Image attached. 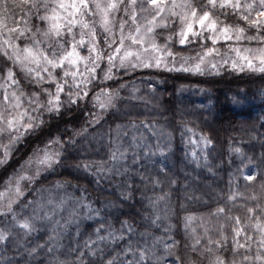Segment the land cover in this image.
Listing matches in <instances>:
<instances>
[{
  "label": "snow or ice",
  "instance_id": "6c2138e0",
  "mask_svg": "<svg viewBox=\"0 0 264 264\" xmlns=\"http://www.w3.org/2000/svg\"><path fill=\"white\" fill-rule=\"evenodd\" d=\"M17 12L21 13L19 21L15 19ZM121 12L123 18L117 22L116 16ZM9 19L11 26L7 23ZM177 20L179 31L176 35L180 45L187 46L201 39L211 40L213 45L201 44V50L195 55L181 57L178 67L177 54L168 44L172 37H167L163 45L156 42L157 30L168 28L170 22L175 24ZM97 24L105 34L104 47L97 40ZM253 29L256 35H246ZM220 38L234 39L237 43L256 41L259 45L256 48L231 47L235 56L225 57L222 63H230L234 70L248 68L264 73V0H0V167L8 164L19 144L29 137H35L37 141L28 159L0 188V224L3 225L0 227V245L7 250L8 245L16 243L17 250L25 248L28 255L33 256L37 248L29 250L26 243L33 233L39 232L44 225H52L53 235L49 240L55 243L70 225H79L83 208L87 209L84 219H100L94 233L96 239L89 237L83 245L78 244L72 250L77 264H196L181 253V241L174 236L170 235L166 241L156 239L148 243L145 233L141 234L143 243L137 242L133 246L136 230L127 220L118 221L120 228L116 229L106 223L102 209L92 208L83 195L65 194L58 198L44 195L66 189L67 185L59 182L51 188L39 185L45 173L63 166L66 153L95 139L89 129L101 125L104 114L119 113L120 106L133 99L145 104L150 102L136 96L138 89L135 86L129 96L121 94L127 89L125 83L119 82L121 70L127 75L138 68L163 67L168 72L203 75L207 65L208 71L218 72L217 63L208 57L218 54L214 46ZM84 50L87 55L82 54ZM102 64L104 68H101ZM107 81L118 83V87L109 86ZM155 93L156 89L152 88L151 94L155 96ZM81 116L83 122L79 127L74 126L72 121ZM143 127L158 138L156 149L164 156V149H171L170 134L169 142L162 147L159 138L165 134L150 124ZM125 128L117 125L115 138L111 131L107 134L110 147L106 161L82 162L76 165L77 170L82 168L95 175L98 184L108 175L125 174L128 169L123 167V162L127 158V149L121 143L128 135ZM131 128L138 130L139 126L132 124ZM185 134H189L188 143L197 145V149L186 156L190 155L197 167H206L211 172L209 157L215 150L212 139L204 134L199 135V140L192 139L197 134L187 127L182 132V139ZM132 140L135 147H148L145 157L156 155L151 146L137 142L136 136ZM145 140L141 134L139 141ZM229 151L240 162L238 175L230 174L226 204L218 206L210 216L223 218L230 225L232 235L226 236L225 226L220 225L218 239L208 236L202 245L201 238L196 237L192 244L185 241L183 249L210 257L209 264H264V156L255 163L243 147L231 141ZM160 175L167 177V169L161 168L157 177L151 179L154 188L162 183ZM241 178L248 187H254L253 182L258 181L262 194L258 196L253 192L244 196L240 193L238 181ZM167 182L175 184L170 177ZM26 187L30 191L26 192ZM29 196L33 198L28 199ZM238 196L243 201L244 217L231 215ZM120 197L123 203L131 198V193L121 192ZM147 199L152 215L144 219L158 226V222L168 218V194ZM112 207L105 206L107 209ZM18 208L21 211L18 212ZM27 209L30 213L24 214ZM162 211L164 215H161ZM64 213L66 216L61 215ZM108 215H111L110 210ZM57 216L61 219H56ZM192 219L185 217V229ZM166 231H171V225ZM208 231L205 228V234ZM116 241L127 244L122 250L124 259L119 256L106 259L112 254L105 252V247ZM160 244L164 246V255L159 254ZM54 251V248H48L49 253ZM129 254L131 259H128ZM4 264H12V261L5 260ZM55 264L66 262L56 260Z\"/></svg>",
  "mask_w": 264,
  "mask_h": 264
},
{
  "label": "trees",
  "instance_id": "16d2710c",
  "mask_svg": "<svg viewBox=\"0 0 264 264\" xmlns=\"http://www.w3.org/2000/svg\"><path fill=\"white\" fill-rule=\"evenodd\" d=\"M248 32L256 31L253 29ZM172 48L176 53L186 55L199 50L201 44L197 42L187 46L173 45ZM121 75L122 79L119 82L126 85L148 80L156 89L155 96L151 94V91L145 92L144 99L150 101L149 103L131 100L127 104L133 105L132 107L128 108L125 104L120 106V112L115 115L104 114L101 125L95 129L90 128L89 131L94 134L99 131L98 129H103L105 133L111 131L113 135L117 125L126 126V128L133 123L162 125L171 136V149H164L165 155L157 157L153 163L147 165L146 171L137 172L131 169L126 176L114 175L109 177L112 178L111 180L103 178L98 184L95 175L85 172L82 168L80 170L76 168V165L82 162L108 159L107 150L103 148L98 153L90 140V143L66 153L63 166L57 167L53 172L45 173L39 186L45 188L54 186L58 182L67 185L65 192L76 197L83 195L86 198L85 202L90 203L95 209H102L101 214L106 223H111L116 229L120 228L118 221L127 220L136 230L132 240L133 246L143 241L141 234L147 233V240L154 238L149 233L157 237L166 236L167 239L171 235L181 241L183 255L194 260L196 264H209L210 257L197 255L190 250L185 252L183 244L185 241L189 244L194 243L196 237L201 238L202 245L206 243L208 236L218 239L220 225L225 226L226 236L230 238L232 235L230 225L223 218L217 219L210 216V213L218 206L226 204L230 174L238 175L237 167L240 162L229 151V142L243 147L245 153L253 157L255 163H259L260 158L264 156V73L222 69L220 72L201 75L144 68L130 70L127 75H123L121 70ZM106 83L111 87H118V83L112 81ZM88 107L91 108V105L89 104ZM82 122L81 116L78 120L72 121V124L79 127ZM185 127L193 129L198 136L204 134L212 139L215 150L209 157L211 172L206 167H197L191 161L190 155L186 156V153L197 149V145L187 144V138L185 139L187 134L182 139ZM36 142L35 137H29L26 142L18 145V150L14 152L8 164L0 167V188L7 177L28 158ZM161 168L167 169V177L160 175L159 179L162 183L154 188L151 179L157 177ZM168 177L174 179L175 184L170 185L167 182ZM238 183L239 192L244 196L253 192L258 196L262 194L258 181L253 182L254 187H248L242 178ZM27 191H30V188ZM121 192H130L131 198L122 203ZM165 193L168 194L170 207L167 213L168 218L158 222V226L151 225L144 219L152 215L147 198L154 199ZM32 198V196L28 197V199ZM235 204L236 207L233 208L231 215L244 217L246 213L241 207L243 201L239 196ZM106 205L114 207L107 209ZM163 207L164 204L161 202L160 208L163 209ZM109 210L111 215H108ZM17 211L21 209L18 208ZM30 211L27 209L24 214ZM161 215H164L163 211ZM188 216L199 218L195 233L188 227L185 229V217ZM99 219L97 217L81 222L78 229L75 225H70L64 236L55 245L51 244L55 246L54 253H49L47 248H43L45 253L39 261L34 256H29L25 248L17 250L16 243L8 245L7 250L0 245V264H4L5 260H11L12 264L17 262L19 264H55L56 260L65 261L66 264H77L72 250L78 244L83 245L89 237L93 240L96 238L94 233L99 226L97 222ZM169 225H171L170 232L166 231ZM0 227L3 225L0 224ZM205 228L209 230L207 234H205ZM77 231L80 233L79 236ZM39 236L40 234H35L26 241L29 250L38 248V245L46 242L43 234ZM45 236L47 237L48 234ZM126 247L127 244L124 241L108 243L105 252H110L112 256L106 259L115 256L124 259L122 250ZM128 259H131L130 255Z\"/></svg>",
  "mask_w": 264,
  "mask_h": 264
},
{
  "label": "rangeland",
  "instance_id": "374dc122",
  "mask_svg": "<svg viewBox=\"0 0 264 264\" xmlns=\"http://www.w3.org/2000/svg\"><path fill=\"white\" fill-rule=\"evenodd\" d=\"M17 2H18V0H17ZM105 2H106V0H105ZM20 15H21V13H19V12L16 13L15 19L17 21H19ZM121 18H123V13L122 12L119 13V14H117V16H116L117 22ZM7 23L9 24V26H11L12 25V20L9 19L7 21ZM178 31H179V22H178V20L176 21L175 24H172L170 22L168 28H163V29H158L157 30L156 42L158 44L163 45L165 43L166 38L169 37V36H171L172 37V40L168 41V44L171 47L172 51L174 53H176L173 50L172 47H173V45H180L179 44V38L176 35V33ZM256 34H257L256 32L255 33H249V32L246 33V35H249V36H253V35H256ZM206 35H207V33H205V36ZM104 39H105V34L103 33V30L99 26V24H97V40L100 41V46L101 47H104L105 46L104 43H103L104 42ZM197 42L200 43V44H204L207 47H213L211 40L201 39V40L196 41L194 43H197ZM258 46L259 45L257 44L256 41L249 42L247 40H244V41H241L240 43H237L234 39L231 40V41H225L223 38H220L218 40L217 44L214 46L218 50V54H214L213 56L208 57V60H210V61H212L214 63H217L218 72H220L222 69H231V70H234V69H232L230 63L229 64H223L222 63V61H223V59L225 57H234L235 56V53H233V52L230 51L231 47H240L241 49H243L245 47L256 48ZM200 50H201V48L199 50H197V51H200ZM82 54L87 55V51L84 50V52ZM176 54H177L176 55V60H177V65L176 66L178 67L179 66V61H180V58L181 57L193 56V55H195V52L192 53V54H187L186 53V55H180L178 53H176ZM191 62H194V61H190V63ZM104 67H105V65L102 64L101 65V68H104ZM153 68L154 69H159V70H166L163 67H161V68H155V67H153ZM205 68H206L205 73H216L217 72V71H211V72L208 71L207 70V65H205ZM140 69H144V68H138L136 70H140ZM234 71H237V72H247V73H252L253 72V71H251L248 68H245L244 71H239V70H234ZM98 73L100 75H102V71L98 70ZM133 86H135L138 89V91L136 92V96H140V97H145V95H144L145 92H147V91L150 92L151 89L153 88V85L150 84V82L148 80H143V81H139V82L137 81V82L132 83V84H127V89L126 90H123L121 94L124 95V96H129L131 94V89H132ZM133 101H136V99H133ZM179 101H180V99H179ZM126 106L129 108V107H132L133 105L126 104ZM133 124H135V123H133ZM144 124H148V123L136 124L137 126H139L138 130H133L131 128V125L132 124H129L127 126V128H125V130L128 132V135L125 136V137H123L121 143L127 149V158L123 162V167H126L128 169V171L126 173L131 172V169L132 170H136L137 172H141L142 170L143 171H146L145 167L147 165H150L151 163H153V161H155L157 157H160L161 156L159 154V151H157V149H156V144L158 142V138L156 136H153L150 131H148L146 128H144L143 127ZM150 125H153V124H150ZM153 126H154V128L156 130L162 131L165 134L164 136H162V137L159 138V143L163 147L165 144H167L169 142L168 141L169 132H168V130L166 129L165 126L155 125V124ZM98 130L99 131H97V133H94L95 139H93L91 143L94 145V147L96 148L95 150L98 153H100L103 148H105L107 150V153H108L109 152V147H110L109 146V143H108V140H109V136L107 135L108 133H105L103 129H98ZM115 130H116V128L114 129V131ZM141 134H143V136L146 138L145 141H139V137H140ZM188 135L189 134H187L186 137H185V139L187 138L186 142L188 141ZM133 136H136L137 137V142H139L141 145H145L146 144V145L151 146V150L153 152H156V155L151 156L150 158L145 157V153L148 151V147H145V146L135 147L134 144H133V140H132V137ZM112 137L115 138V132L112 135ZM192 139L199 140V136L198 135H195V136L192 137ZM87 143H90V141L89 142L88 141L87 142H84L79 147H81V146H83V145H85ZM187 144H190L191 146H195V144H191V143H188V142H187ZM121 170L123 171V168ZM126 173L123 174V175H121V176H126ZM114 175H117V174L108 175V176L105 177V179L106 180H109V179L111 180L112 178H109V177H112ZM117 176H120V175H117ZM51 187L52 186L45 187V188H51ZM27 189L28 188L26 187L25 191ZM65 190H67V189H61L59 191H53L52 193L45 192L44 195L45 196L52 195V196L58 198L59 196H62V195H65V194H71V193L65 192ZM59 192H61V193H59ZM86 203H88V202H86ZM92 208H94V207H92ZM80 211H81V221H80V223L81 222H84V221H88V219H84L83 218L84 215H85V213L87 212V209H83L82 208ZM61 215L65 216L66 213L61 214ZM192 217H193V219H192L191 223L188 225V228L191 230V232L195 233V231L197 230V227H198L197 223H198L199 218L198 217H195V216H192ZM56 219H61V217L60 216H57ZM61 223H63V221H61ZM72 225H75L76 229L79 228V226H77L76 224H72ZM51 228H52V225H44L43 227H40V231L39 232L35 233V234H40V236H41V234L44 235V238H46V242L45 243H42V245L45 246L44 248H47V250H48L49 247L54 248L55 246L53 247L52 245H55L57 243V242L53 243V242H51L49 240V236L51 234H53L52 231H51ZM35 234L33 233V235H35ZM45 234H48V236L46 237ZM149 235L154 236V238L148 239V243H151L153 240H156V239L165 240V241L167 240V237L166 236H158L157 237V236H155V235H153L151 233H149ZM140 243H143V241H140ZM162 251H163V253H161ZM43 253H45V249H43V248L42 249L41 248H37V251H36V253L33 256L35 258H37L36 260L39 261V259H42V254ZM159 254L160 255H164L165 254L164 253V246H163V244H160L159 245ZM130 257H131V255H130ZM36 260H34V261H36Z\"/></svg>",
  "mask_w": 264,
  "mask_h": 264
}]
</instances>
